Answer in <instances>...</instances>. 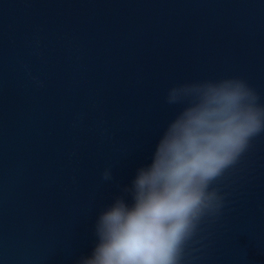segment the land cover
Returning a JSON list of instances; mask_svg holds the SVG:
<instances>
[{
    "label": "water",
    "instance_id": "obj_1",
    "mask_svg": "<svg viewBox=\"0 0 264 264\" xmlns=\"http://www.w3.org/2000/svg\"><path fill=\"white\" fill-rule=\"evenodd\" d=\"M230 76L264 104V0H0V264L90 255L178 110L167 89ZM216 187L184 264H264V134Z\"/></svg>",
    "mask_w": 264,
    "mask_h": 264
},
{
    "label": "clouds",
    "instance_id": "obj_2",
    "mask_svg": "<svg viewBox=\"0 0 264 264\" xmlns=\"http://www.w3.org/2000/svg\"><path fill=\"white\" fill-rule=\"evenodd\" d=\"M165 102L178 110L150 162L99 210L95 246L76 264H184L202 220L223 207L217 181L264 134V104L241 77L177 83Z\"/></svg>",
    "mask_w": 264,
    "mask_h": 264
}]
</instances>
